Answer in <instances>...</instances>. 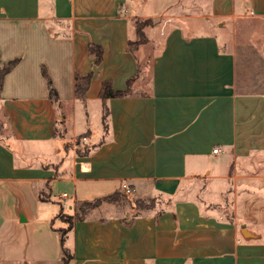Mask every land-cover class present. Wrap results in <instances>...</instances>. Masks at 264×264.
Returning a JSON list of instances; mask_svg holds the SVG:
<instances>
[{
  "label": "crops",
  "instance_id": "crops-1",
  "mask_svg": "<svg viewBox=\"0 0 264 264\" xmlns=\"http://www.w3.org/2000/svg\"><path fill=\"white\" fill-rule=\"evenodd\" d=\"M238 19L255 23L239 53L221 38ZM253 53L264 0H0V67L17 60L0 88V264H264ZM106 81L125 94L102 99ZM124 184L151 205L112 197L75 218Z\"/></svg>",
  "mask_w": 264,
  "mask_h": 264
},
{
  "label": "rangeland",
  "instance_id": "rangeland-1",
  "mask_svg": "<svg viewBox=\"0 0 264 264\" xmlns=\"http://www.w3.org/2000/svg\"><path fill=\"white\" fill-rule=\"evenodd\" d=\"M140 21L135 22V26L136 23L139 24V26H143L145 23L147 26L152 25V22H147V21H143L144 19H139ZM255 23L253 21H242L239 19L237 21H224L221 24V27H223L224 29H222L221 31V38L224 41V45L229 47L230 49H234L237 53H239V40L245 42V41H251L248 40V38L246 37V31H254V26ZM184 27L186 28L187 25ZM240 30L243 32V34H240ZM138 36L136 34V38L137 39ZM140 39H142V36L139 37ZM241 38V39H240ZM243 64L246 65L247 67V71H248V76H249V80L252 82V85L259 88V89H263L264 90V59L262 56L253 53L250 56V59L248 60V58H245L243 61ZM246 74V73H245ZM240 81H242V78L240 79ZM100 123V118H97L96 120H93V124L95 125L94 127L98 126ZM79 128V126H78ZM82 128H79L78 131H80ZM132 193L128 194V195H124V197L121 196H113V199H117L121 202V205H129L130 207H133L135 209H141L142 207H146L148 206L151 201L149 200V198H146L147 196H144V198H133L132 197ZM88 204L84 205L83 204H78L77 205V213L76 215H80L82 214L81 210L85 211L88 209ZM62 218L65 220H70V216L68 215H62ZM56 225H59L58 222H56Z\"/></svg>",
  "mask_w": 264,
  "mask_h": 264
},
{
  "label": "trees",
  "instance_id": "trees-1",
  "mask_svg": "<svg viewBox=\"0 0 264 264\" xmlns=\"http://www.w3.org/2000/svg\"><path fill=\"white\" fill-rule=\"evenodd\" d=\"M137 21H140V20H137ZM143 21L152 22L151 19H144ZM137 23H139V22H137ZM137 23H136V34H137L138 38L136 40H134V41H130L129 42L128 46H129L130 49L136 47L139 43H142L145 40L143 28L145 26H147V25L145 23L143 26H139V24H137ZM141 36H142V39L139 38ZM92 52L96 53V58L97 59L100 58L99 49H97V51H96V49H91L90 48V53H92ZM16 62H17V60L13 59V60H10L9 62H7L5 65L0 67V88H1V85H2V79H3L4 75L11 70V68L15 65ZM43 74L46 76L44 70H43ZM89 79H90L89 75L76 76V78H75V93H76V95L79 98L84 97V93H85V90H86V88L88 86ZM48 88H49V96H50V98L52 100H56L57 99V94H56L55 90L52 88L49 80H48ZM124 94H125V92H123V91H120V92L113 91L111 89L110 83L107 82V81L103 83L101 91H100V96H101L102 99H107V98L112 97V96H120V95H124ZM104 118H105V116H104ZM114 195H120V193L119 192H115L112 195H108V196H104V197H101V198H97V199H95L92 202H82L81 204H83V206L88 204V207L90 208V207L96 206L97 204H99L102 201L112 199V197ZM150 201L152 203V200H150ZM151 203L149 205H151ZM80 211L83 214L85 212V209L84 210L80 209ZM82 214L76 215L75 218H77V219L81 218ZM68 227H70V224H69ZM63 234H64V232H62L61 236H60L61 243L63 241ZM69 258H70V255L67 252H65V250H64L63 264H66Z\"/></svg>",
  "mask_w": 264,
  "mask_h": 264
},
{
  "label": "built area",
  "instance_id": "built-area-1",
  "mask_svg": "<svg viewBox=\"0 0 264 264\" xmlns=\"http://www.w3.org/2000/svg\"><path fill=\"white\" fill-rule=\"evenodd\" d=\"M81 139H82L83 142H86V137L83 136ZM216 151H217V149L214 148V149H213V152H216ZM122 191H123L126 195L132 193V189H131L130 186L127 185V184L122 185ZM65 195H66V194L63 193L62 196H65Z\"/></svg>",
  "mask_w": 264,
  "mask_h": 264
}]
</instances>
